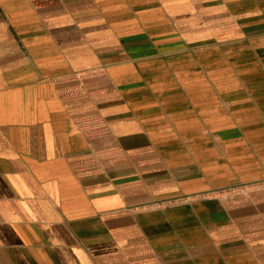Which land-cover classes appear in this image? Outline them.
Listing matches in <instances>:
<instances>
[{
    "label": "crops",
    "instance_id": "1",
    "mask_svg": "<svg viewBox=\"0 0 264 264\" xmlns=\"http://www.w3.org/2000/svg\"><path fill=\"white\" fill-rule=\"evenodd\" d=\"M0 264H264V0H0Z\"/></svg>",
    "mask_w": 264,
    "mask_h": 264
}]
</instances>
